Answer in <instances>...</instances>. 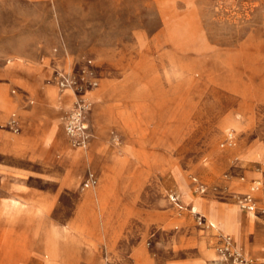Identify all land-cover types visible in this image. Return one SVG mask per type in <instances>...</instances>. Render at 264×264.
Wrapping results in <instances>:
<instances>
[{"label": "rangeland", "instance_id": "1", "mask_svg": "<svg viewBox=\"0 0 264 264\" xmlns=\"http://www.w3.org/2000/svg\"><path fill=\"white\" fill-rule=\"evenodd\" d=\"M77 88L92 165L65 142ZM253 185L259 210L264 0H0V264H225L222 234L264 262Z\"/></svg>", "mask_w": 264, "mask_h": 264}, {"label": "built area", "instance_id": "2", "mask_svg": "<svg viewBox=\"0 0 264 264\" xmlns=\"http://www.w3.org/2000/svg\"><path fill=\"white\" fill-rule=\"evenodd\" d=\"M59 84L61 87H74L76 80L74 76L62 73L59 77ZM96 81L92 80L89 85H95ZM79 91L76 94V99L70 110L64 115L63 123L65 132L71 146L75 148H85L90 143L93 137L92 126L90 122V114L92 111L93 103L89 97L85 96L84 92ZM233 133H229L228 142L233 140ZM97 182V174L89 171L85 180V187H90ZM198 189L202 192L206 188L202 185L198 186ZM259 189V185H253L250 191L239 195L238 201L243 209L248 211H257V196L256 192ZM192 211L197 214L201 222L206 221L205 217L200 214L199 211ZM258 213L264 219V208L259 209ZM212 227H216L213 223H210ZM219 251L223 257L225 264H264V262H257L252 258L245 256L241 253L235 244L234 239L229 234L221 235V244Z\"/></svg>", "mask_w": 264, "mask_h": 264}, {"label": "bare ground", "instance_id": "3", "mask_svg": "<svg viewBox=\"0 0 264 264\" xmlns=\"http://www.w3.org/2000/svg\"><path fill=\"white\" fill-rule=\"evenodd\" d=\"M97 97V96H96ZM99 121H100V123L101 122H105V117H104V115L103 114H100L99 115ZM99 123V122H98ZM99 130H103V129H99ZM231 133V132H230ZM62 138V137H61ZM58 140H59V138H58ZM62 140V139H61ZM103 147V146H102ZM100 148H101V144H100V142L99 141H95V143L92 145V147L90 148V150H88L87 148H84L83 149V151H80V152H75V156L76 157H80L81 159H85V164H88V165H92L91 164V162H90V151L92 150V149H97L98 151L100 150ZM97 151V152H98ZM100 153V152H99ZM65 160H66V158H65ZM70 162V161H69ZM100 162V161H99ZM68 167V166H67ZM185 184H186V182H185ZM186 186V185H185ZM100 196V195H99ZM99 196L97 195V198H99ZM173 199H176L174 196L172 197ZM198 204L193 208L195 211H198ZM233 208V207H232ZM208 218L209 219H211L212 221H213V218H212V216L211 215H209L208 216ZM211 221V222H212ZM230 222V221H229ZM228 222V223H229ZM212 223H214V225H216V223L213 221ZM251 225H252V227L254 228V229H256V226H255V222L254 221H252L251 222ZM236 233V232H235ZM238 234V233H237ZM83 235V234H82ZM85 238H87V237H85ZM93 241V240H92ZM87 242H88V240H87ZM95 244V243H94ZM88 246V245H87ZM90 246V245H89ZM82 248V247H81ZM91 248V247H90ZM56 252V251H55ZM217 255H218V253H217Z\"/></svg>", "mask_w": 264, "mask_h": 264}, {"label": "crops", "instance_id": "4", "mask_svg": "<svg viewBox=\"0 0 264 264\" xmlns=\"http://www.w3.org/2000/svg\"><path fill=\"white\" fill-rule=\"evenodd\" d=\"M43 95L46 97L44 91H43ZM46 99H47V97H46ZM93 110H94V109H93V107H92V111H93ZM92 111H91V113H92ZM90 116H91V114H90ZM64 130H65V128H64ZM65 134H66V132H65ZM92 138H93V137H92ZM65 142H66V145H67V146H69V147H71V148H75V147L71 146V144L69 143L68 138H67V135H65ZM4 147L7 148V149H8V148H9V149L16 148V146L9 145L8 143H7L6 145H4Z\"/></svg>", "mask_w": 264, "mask_h": 264}]
</instances>
